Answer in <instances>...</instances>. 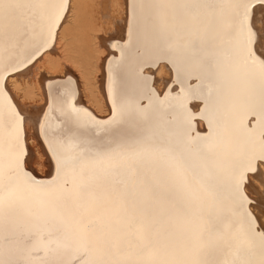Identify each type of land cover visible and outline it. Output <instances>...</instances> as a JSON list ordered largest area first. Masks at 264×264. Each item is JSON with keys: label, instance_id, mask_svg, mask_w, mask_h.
I'll use <instances>...</instances> for the list:
<instances>
[{"label": "snow or ice", "instance_id": "6c2138e0", "mask_svg": "<svg viewBox=\"0 0 264 264\" xmlns=\"http://www.w3.org/2000/svg\"><path fill=\"white\" fill-rule=\"evenodd\" d=\"M67 11L0 0V264H264L245 191L264 174V0H131L111 115L54 95L37 140L56 170L43 180L25 167L7 80L52 48ZM161 61L163 95L143 75Z\"/></svg>", "mask_w": 264, "mask_h": 264}, {"label": "bare ground", "instance_id": "6f19581e", "mask_svg": "<svg viewBox=\"0 0 264 264\" xmlns=\"http://www.w3.org/2000/svg\"><path fill=\"white\" fill-rule=\"evenodd\" d=\"M68 11L57 30L53 46L29 69L7 80V90L18 110L25 117L27 147L25 167L32 175L47 180L55 176V161L45 155L37 137L43 139L41 126L54 95L70 90L74 104L90 111L98 119L111 115L109 96L110 61L120 58V49L129 38L131 0H67ZM257 27H260L257 24ZM126 50L124 63L130 53ZM144 76L151 77V87L163 95L173 79L170 64L161 61L155 68H145ZM122 86L128 83L120 74ZM194 82V81H193ZM200 102L192 101L194 111ZM197 129L206 132L200 122ZM264 173V168H262ZM250 184L245 191L256 203L252 210L258 224L264 226V174H249Z\"/></svg>", "mask_w": 264, "mask_h": 264}]
</instances>
